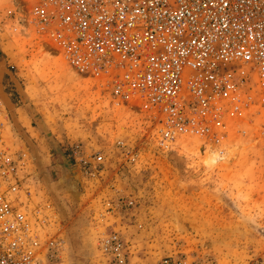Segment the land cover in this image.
<instances>
[{"label": "rangeland", "instance_id": "374dc122", "mask_svg": "<svg viewBox=\"0 0 264 264\" xmlns=\"http://www.w3.org/2000/svg\"><path fill=\"white\" fill-rule=\"evenodd\" d=\"M34 4L0 0V122L43 241L60 246L44 248V264H264L257 85L220 146L189 138L161 151L148 112L36 35ZM6 106H23L19 120Z\"/></svg>", "mask_w": 264, "mask_h": 264}, {"label": "built area", "instance_id": "2783aa9c", "mask_svg": "<svg viewBox=\"0 0 264 264\" xmlns=\"http://www.w3.org/2000/svg\"><path fill=\"white\" fill-rule=\"evenodd\" d=\"M31 16L72 69L149 113L161 151L189 138L220 146L252 106L254 83L264 111V0H35ZM3 126L0 264H44V248L60 246L43 241L46 220L30 206Z\"/></svg>", "mask_w": 264, "mask_h": 264}, {"label": "crops", "instance_id": "0c3cea01", "mask_svg": "<svg viewBox=\"0 0 264 264\" xmlns=\"http://www.w3.org/2000/svg\"><path fill=\"white\" fill-rule=\"evenodd\" d=\"M23 106H6L7 112L11 116V118H15L16 120H19V111L22 109Z\"/></svg>", "mask_w": 264, "mask_h": 264}]
</instances>
